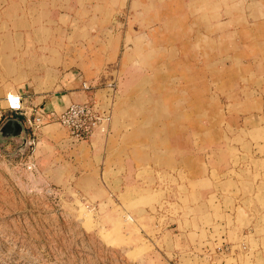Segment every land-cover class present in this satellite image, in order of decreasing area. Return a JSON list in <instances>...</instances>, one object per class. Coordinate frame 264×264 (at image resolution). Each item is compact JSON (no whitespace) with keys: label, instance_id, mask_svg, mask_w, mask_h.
Masks as SVG:
<instances>
[{"label":"crops","instance_id":"obj_1","mask_svg":"<svg viewBox=\"0 0 264 264\" xmlns=\"http://www.w3.org/2000/svg\"><path fill=\"white\" fill-rule=\"evenodd\" d=\"M113 81L107 131L70 142L54 115ZM0 97V127L21 122L47 183L131 205L178 259L230 225L249 229L238 254L264 257L247 242L264 231V0H0Z\"/></svg>","mask_w":264,"mask_h":264},{"label":"rangeland","instance_id":"obj_2","mask_svg":"<svg viewBox=\"0 0 264 264\" xmlns=\"http://www.w3.org/2000/svg\"><path fill=\"white\" fill-rule=\"evenodd\" d=\"M17 148L16 139L3 142L0 134V264H252L249 257L238 254L241 233L246 234L248 228L239 229L240 233L231 225L222 232L217 227L201 228L191 234L189 245L197 255L206 252L205 257L178 259L171 250L179 245L144 236L146 228L137 226L131 205L107 210L114 202L110 197L103 200L95 195L87 197L88 201L74 190L63 192L27 168L26 150ZM49 187L52 194L47 192ZM96 200L97 209L92 204ZM218 214L213 216L218 218ZM254 231L247 240L250 257L252 252L264 251V243L255 237L264 231ZM224 245L234 250L229 253ZM255 263L263 264L264 257L258 256Z\"/></svg>","mask_w":264,"mask_h":264},{"label":"built area","instance_id":"obj_3","mask_svg":"<svg viewBox=\"0 0 264 264\" xmlns=\"http://www.w3.org/2000/svg\"><path fill=\"white\" fill-rule=\"evenodd\" d=\"M87 88L86 85H84ZM117 82L113 81L108 83L105 87L104 100L103 101H82L72 102L63 108L59 113L54 115V119L60 124L61 127L68 131V137L71 142H77L82 140H88L97 129L107 131V125L112 117L113 105L117 95ZM14 102H11L10 96H5L8 106L11 110L21 109V97H13ZM29 124H31L28 121ZM33 124H31L32 126ZM28 147L26 149L25 157L29 156V149L34 144L33 139H27ZM27 168L32 169L33 164L27 159ZM47 192L52 194L54 190L47 188ZM132 220V218L129 216ZM243 250L247 249L245 243L240 244ZM229 250V253L234 250L232 245H224L223 247Z\"/></svg>","mask_w":264,"mask_h":264},{"label":"water","instance_id":"obj_4","mask_svg":"<svg viewBox=\"0 0 264 264\" xmlns=\"http://www.w3.org/2000/svg\"><path fill=\"white\" fill-rule=\"evenodd\" d=\"M3 142L9 138L18 140V151L24 152L28 147L27 137L23 125L17 119L9 118L0 127Z\"/></svg>","mask_w":264,"mask_h":264},{"label":"bare ground","instance_id":"obj_5","mask_svg":"<svg viewBox=\"0 0 264 264\" xmlns=\"http://www.w3.org/2000/svg\"><path fill=\"white\" fill-rule=\"evenodd\" d=\"M11 98V102L13 103L14 102V98L10 97Z\"/></svg>","mask_w":264,"mask_h":264},{"label":"trees","instance_id":"obj_6","mask_svg":"<svg viewBox=\"0 0 264 264\" xmlns=\"http://www.w3.org/2000/svg\"><path fill=\"white\" fill-rule=\"evenodd\" d=\"M71 142V141H70ZM78 142V141H77ZM72 143H75V142H72Z\"/></svg>","mask_w":264,"mask_h":264}]
</instances>
